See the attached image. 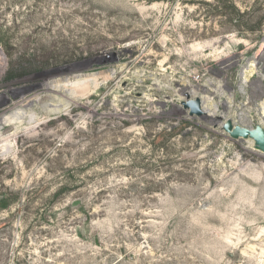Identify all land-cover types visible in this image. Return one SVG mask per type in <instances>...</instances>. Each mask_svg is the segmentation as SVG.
<instances>
[{"label": "rangeland", "instance_id": "374dc122", "mask_svg": "<svg viewBox=\"0 0 264 264\" xmlns=\"http://www.w3.org/2000/svg\"><path fill=\"white\" fill-rule=\"evenodd\" d=\"M0 58V97L65 126L0 159V264H264V153L224 131L264 128V0H0Z\"/></svg>", "mask_w": 264, "mask_h": 264}, {"label": "bare ground", "instance_id": "6f19581e", "mask_svg": "<svg viewBox=\"0 0 264 264\" xmlns=\"http://www.w3.org/2000/svg\"><path fill=\"white\" fill-rule=\"evenodd\" d=\"M145 1L147 2V4H150L152 0H145ZM153 8H154V5H152V9ZM137 11H138V13L142 14V17H145V14H146L147 20L152 18L150 16L151 9L146 8V5H139V10H137ZM137 11L132 10L133 14H130V15H132V16L137 15ZM167 17H168V14L162 13L159 17L156 18V23L153 27V30L157 34L160 33V37L158 38L157 43L166 44L165 42H167V40L163 35L164 34H172V32H173L172 28L169 29L170 27H168V25L164 24V21L167 19ZM135 19L137 20V22H140V20L137 17H135ZM144 28L145 27L143 26V29ZM184 40H186V38H184V37L178 38V41L181 42L182 44H184ZM1 61H2V59L0 58V68L3 66ZM161 64H159V65H161ZM0 70H2V69H0ZM3 73L5 74V72H3ZM2 75L3 74L0 73V77ZM140 78L144 79L141 81L143 84L149 80L148 77L145 75H143ZM82 82H84V81H82ZM70 83H72V82H70ZM91 85H92V83H91ZM46 86H48V85H46ZM77 88L79 90H77ZM50 89L52 91L54 90L56 92L57 91L58 92H65V93L68 92L67 94H69L70 97H73V98L75 96H83L84 97L88 94V88L84 87V86H80L78 84L76 86L71 85V84H67V85H63V86L59 85V86L54 87V88L50 87ZM92 89H93V87H92ZM159 89H160L159 91H163L162 89H165V88H159ZM10 94H13V93H10ZM5 98H7V97H0V103H1V106H0V110H1L0 111V159H7L9 161H10V159H12L14 162L12 164L17 165L18 159L21 157L22 153L26 150L27 142L38 140V141H40V144L44 145L47 143L48 144L52 143L58 139L60 134L65 130V126L58 125V120H60L62 117H58L55 119H49V120H44V118H47L51 114H60L63 111L56 108L50 112L44 113V118L41 119V118H38L39 113H41V112H38L40 109L39 110H33V112H32L33 115H32V113L30 114L31 111H26V108H28L29 106H32L33 103L36 101V99H32V98L27 97V98L19 99L16 102L13 101V103H12V101H10V105H8L7 102H5ZM45 98H47V96ZM66 99H68V98H66ZM7 100H9V99H7ZM6 105H8V106L6 107ZM203 106L204 105L201 103V108H202L204 117L214 119L218 116L217 112L215 110H212L210 108H204ZM206 106L209 107L208 104H206ZM69 109H67L69 111V113L66 116H69V114L75 112L74 107H71L70 110ZM17 110H19V112H17ZM115 111H117V109H115ZM117 112H119V111H117ZM29 114L32 116H30ZM122 115L124 116L126 114L124 113ZM114 116H115V114H114ZM127 117L128 118H126V119H122V121H121L122 124H129V123L131 124L132 121H131L130 115H127ZM75 118H76V116L69 117L68 123L69 122H70V124H71V122L75 123L76 122ZM52 122H57L56 123L57 127L53 131L48 132L46 129L50 125L53 124ZM82 131H84V130L81 128H78V129H74L72 131V133L65 135V137L63 138V141H61L60 147L58 148V152L61 153L68 148H73V149L78 148L80 143L76 140ZM44 141H47V142L44 143ZM21 169L22 168H17V172L15 173L17 176L16 182L22 181L26 178Z\"/></svg>", "mask_w": 264, "mask_h": 264}, {"label": "water", "instance_id": "95a60500", "mask_svg": "<svg viewBox=\"0 0 264 264\" xmlns=\"http://www.w3.org/2000/svg\"><path fill=\"white\" fill-rule=\"evenodd\" d=\"M185 109L191 110V115L201 116L203 115L201 103L199 99L187 100L183 103ZM224 131L230 134L233 139H252L255 141V149L264 153V128L257 125L254 130H248L240 126H233L231 120H228L224 125Z\"/></svg>", "mask_w": 264, "mask_h": 264}]
</instances>
